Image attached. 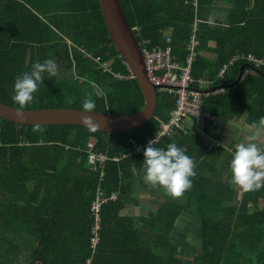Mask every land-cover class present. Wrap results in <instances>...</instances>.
I'll use <instances>...</instances> for the list:
<instances>
[{
  "label": "trees",
  "instance_id": "obj_1",
  "mask_svg": "<svg viewBox=\"0 0 264 264\" xmlns=\"http://www.w3.org/2000/svg\"><path fill=\"white\" fill-rule=\"evenodd\" d=\"M215 1L119 0L130 27L138 28V42L164 45L170 32L173 55L181 61L197 22L192 86L204 91L207 116L196 124L213 142L207 145L200 132L187 127L154 144L166 149L175 142L195 160L192 188L172 198L143 179L145 144L174 107L167 93L157 92L153 117L129 132H90L73 124L41 125L44 131L34 132V124L0 118V186L6 199L0 264H264V206L259 205L264 187L236 194L230 170L235 144L221 143L223 129L215 123L246 113L251 126L264 117V0H254L256 7L248 12L239 8L249 0H228L226 25L207 23ZM213 36L217 43L211 58L203 50ZM118 55L98 0H0L2 103L19 107L12 100L16 77L31 72L36 62L53 59L57 74H43L26 108L83 109L84 99L93 93L95 111L135 112L143 107L144 96L135 77L126 78L128 69ZM93 84L106 95L95 96ZM220 87L221 93L211 91ZM88 138H95L93 150L108 158L95 169L86 161ZM134 142L144 145L141 153L132 152ZM138 190L154 192L156 205L162 198L153 216L121 214L139 202ZM97 194L106 200L92 245L96 219L91 204ZM180 217L191 218L195 238H173ZM177 247L194 252L183 259Z\"/></svg>",
  "mask_w": 264,
  "mask_h": 264
},
{
  "label": "clouds",
  "instance_id": "obj_2",
  "mask_svg": "<svg viewBox=\"0 0 264 264\" xmlns=\"http://www.w3.org/2000/svg\"><path fill=\"white\" fill-rule=\"evenodd\" d=\"M58 72V65L53 59H46L43 63L36 62L32 65L31 72H24L17 76L14 83L12 100L19 107L15 109L18 118L23 119L24 109L34 99V93L43 83V74L53 77ZM95 96L104 97L106 93L96 84ZM83 111L80 116L82 124L90 131L100 130V125L88 113H96V103L93 93H89L83 101ZM34 132H43L40 124L33 125ZM264 134V117L259 122L250 126V135L242 142L235 145L230 161L231 184L245 191H257L264 187V146L257 141ZM155 140H150L145 147L143 179L151 186L163 188L172 198H180L193 186L197 175L195 160L178 147L175 142L169 143L166 149L155 147Z\"/></svg>",
  "mask_w": 264,
  "mask_h": 264
},
{
  "label": "built area",
  "instance_id": "obj_3",
  "mask_svg": "<svg viewBox=\"0 0 264 264\" xmlns=\"http://www.w3.org/2000/svg\"><path fill=\"white\" fill-rule=\"evenodd\" d=\"M131 29L134 33L138 31L137 26H132ZM196 31L197 22L194 21L189 42L187 44L188 53L182 61L179 60L177 56L173 55L170 32L164 37V45H151L149 39H143L142 42H138L143 56L146 75L150 82L155 85L156 93H167L171 95L174 100V107L170 111L169 117L159 123L155 136L150 140L157 141L164 135L179 133L180 130L186 132L187 127H191L190 123L195 124L207 116L202 108V92L204 91L192 86L194 81L191 72L192 62L198 53L197 46L199 44V41L196 38ZM118 56L122 58L120 54ZM248 59H252L250 54L248 55ZM121 61L128 69L126 78L134 77L132 70L124 58L121 59ZM226 67L227 64L223 65L220 72H223ZM115 76L118 78L123 77L120 73H115ZM211 91L213 93H221L223 88H214ZM150 140H148L145 145H148ZM96 142L97 140L93 138H89L87 141L88 152L86 161L92 169H95L98 164L102 166L108 159L105 154L93 150ZM143 147V144L134 142L132 152L139 153L142 151ZM123 156H125V154H123ZM117 158L118 157L115 156L112 157L113 160H116ZM102 174L103 171H101V175ZM105 200L106 198L103 195L97 194L95 200L91 204V209L95 213L96 219L93 231L94 236L91 238L92 245L98 240L97 228L99 224V211Z\"/></svg>",
  "mask_w": 264,
  "mask_h": 264
},
{
  "label": "water",
  "instance_id": "obj_4",
  "mask_svg": "<svg viewBox=\"0 0 264 264\" xmlns=\"http://www.w3.org/2000/svg\"><path fill=\"white\" fill-rule=\"evenodd\" d=\"M100 12L109 33V36L127 62L143 93L144 105L132 113L99 112L88 113L100 125L101 132H129L147 123L156 111V87L146 75L143 56L135 33L132 31L120 6L119 0H98ZM242 67L236 80H239ZM16 106L0 102V118L17 122L19 124L80 125L82 108L73 107H48L25 108L23 119L15 114Z\"/></svg>",
  "mask_w": 264,
  "mask_h": 264
},
{
  "label": "crops",
  "instance_id": "obj_5",
  "mask_svg": "<svg viewBox=\"0 0 264 264\" xmlns=\"http://www.w3.org/2000/svg\"><path fill=\"white\" fill-rule=\"evenodd\" d=\"M211 9L208 10L207 12V23H212V24H217V23H221L222 25H226L228 24V17H227V11L230 9L231 7V4L228 0H218V1H215L214 3H212L211 5ZM256 7V4L254 3V0H249V2H247L244 6V8H239V11L243 12L244 11H249L251 10L252 8H255ZM197 20V19H195ZM216 39L213 37H209L208 40H207V46L209 47L208 50H203V53L207 56V57H211L214 56L215 52H214V48L216 47ZM219 122V123H218ZM215 123L217 125H220V127L223 129V131L227 134V135H231L232 134L234 136L237 137L238 139V143L239 141L242 142L244 141L245 139H242L241 137L239 136H243L244 137V134H245V138L250 134V126L247 125L246 123V113H244L242 116L236 118V119H233V120H227V119H221V118H218V119H215ZM191 124V127L194 129L197 127V124L195 123H190ZM233 137V136H232ZM89 139V138H88ZM95 139V138H93ZM88 141V140H87ZM157 205L155 203L154 200H150L149 199V195H147L146 197H144L143 200L141 201H144V202H138L136 205H133L132 203L130 205L127 206V208H125L123 211H121V214H130L132 215L133 217H136V219H142L143 217H151L153 216V214L155 213L156 211V208L158 207V203L162 201V198L160 197H157ZM141 203H144L141 205ZM143 205H145L143 208ZM146 206H147V210H146ZM6 207V199H5V195L3 194L2 192V188L0 186V222H3L4 219V212L5 210H3L4 208ZM136 208H138L136 210ZM185 219H188V220H191L190 217H184ZM183 221L181 219V217L179 218L178 221H176L175 223V229H173L172 231V234L175 236H173V238L177 240V237H181V236H178V230L179 227L181 226L182 222ZM177 233V234H175ZM176 240L174 241V243H176ZM178 249H181L179 247L176 248V251L178 253H181L179 252Z\"/></svg>",
  "mask_w": 264,
  "mask_h": 264
},
{
  "label": "rangeland",
  "instance_id": "obj_6",
  "mask_svg": "<svg viewBox=\"0 0 264 264\" xmlns=\"http://www.w3.org/2000/svg\"><path fill=\"white\" fill-rule=\"evenodd\" d=\"M219 123V122H218ZM218 126H220V125H218ZM200 127L198 126V127H196V128H194V130H196V131H198V132H200V134H201V136H202V138L204 139V141H205V143L207 144V145H210L212 142H213V140L210 138V135H207V134H205V133H202V131H201V129H199ZM223 131V130H222ZM250 135V134H249ZM233 136V137H232ZM232 136L231 135H227L224 131L222 132V133H220V140H221V143L222 144H224L225 146H230L231 144H237L238 142V139H237V137L236 136H234L233 134H232ZM239 137H241L242 139H246L245 138V134H244V137L243 136H239ZM240 142V141H239ZM261 146H264V134H261V136L259 137V139H258V141H257ZM234 186V185H233ZM150 187L151 188H153V186H151L150 185ZM235 187V186H234ZM235 190H236V194L238 195L239 193H240V191H241V189H239V188H237V187H235ZM147 195H149V199L151 200V197H155V194H154V192H150V191H143V190H138V197H139V202H144V201H141V200H143L144 199V197H146ZM142 204H144V203H141V205L140 206H142ZM259 205L260 206H264V196H263V198L262 199H260V201H259ZM145 205H143V208H145L144 207ZM138 208H136V210H137ZM146 210H147V206H146ZM181 219L183 220V221H181L182 222V224H181V226L179 227V229L180 230H178V231H176V232H178V236H181L182 237V235L183 234H186L187 236H189V237H192V238H195L196 237V231H195V226L193 225V223H192V220H188V219H185L184 217H181ZM175 234H177V233H175ZM179 250V252H182V254H183V259H186V257H190V255H192L193 254V252H194V249L193 248H189V247H187V248H182V249H178ZM192 261H194V262H196L197 260L196 259H191V262ZM198 262V261H197Z\"/></svg>",
  "mask_w": 264,
  "mask_h": 264
},
{
  "label": "bare ground",
  "instance_id": "obj_7",
  "mask_svg": "<svg viewBox=\"0 0 264 264\" xmlns=\"http://www.w3.org/2000/svg\"><path fill=\"white\" fill-rule=\"evenodd\" d=\"M142 143H144V142H142ZM156 143V142H155ZM145 147H146V145H145ZM133 148V147H132ZM97 149V148H96ZM97 151V150H96ZM103 153H105V152H103ZM132 153V152H131ZM141 153V152H140ZM120 158V157H119ZM124 158H125V156H124ZM116 196V195H115Z\"/></svg>",
  "mask_w": 264,
  "mask_h": 264
}]
</instances>
